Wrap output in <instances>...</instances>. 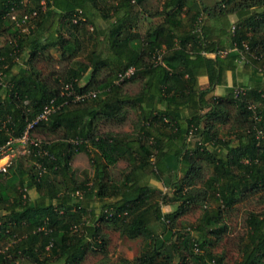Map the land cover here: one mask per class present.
<instances>
[{"label": "trees", "instance_id": "1", "mask_svg": "<svg viewBox=\"0 0 264 264\" xmlns=\"http://www.w3.org/2000/svg\"><path fill=\"white\" fill-rule=\"evenodd\" d=\"M237 61L264 73V0H0V147L55 109L0 173V264H230L236 214L232 264H264V87L215 95ZM110 231L139 255L111 261Z\"/></svg>", "mask_w": 264, "mask_h": 264}, {"label": "rangeland", "instance_id": "2", "mask_svg": "<svg viewBox=\"0 0 264 264\" xmlns=\"http://www.w3.org/2000/svg\"><path fill=\"white\" fill-rule=\"evenodd\" d=\"M214 1V0H212ZM159 0H152V4L156 5L158 4ZM235 19V18H234ZM232 18V20L234 21ZM98 24L103 27L105 26L103 21H100L99 19H96ZM139 88L137 86L132 87L130 90L131 93L138 92ZM133 120H136V116L134 113L130 115L129 121L121 126V127H109V126H101L102 131H113V132H119V133H131L133 132ZM35 138L42 140L43 137L35 135ZM20 150V149H19ZM74 169L77 171L78 175L82 178L83 174L90 173L93 174V170L91 168L90 161L84 153L79 154L76 156L74 163H73ZM126 168V164L124 162L118 163L113 169H112V176L119 179V177L122 176L124 173V169ZM156 186L159 188H162V185L160 183H156V181L153 182ZM32 198L36 196V193L33 191L30 193ZM249 207V206H248ZM171 207H164L165 212L171 211ZM252 209V208H250ZM200 212L199 209L190 212L189 214H186L183 216L180 220V222H194L196 218H198ZM179 222V223H180ZM231 227H232V233L229 236V244L226 245L228 249V261L230 264H232L235 260L238 259V243L240 239L245 235V228H244V221L241 214H236L231 219ZM108 232V231H107ZM110 242L108 246V254L111 261L116 262L120 259H127V260H133L135 259L141 250V241L139 240H129L125 237L120 236L116 232L110 231L108 233ZM225 245L221 246L224 247ZM223 248H219L218 251H221ZM101 256L93 255L92 253L87 256L86 262L84 264H99L101 261Z\"/></svg>", "mask_w": 264, "mask_h": 264}, {"label": "built area", "instance_id": "3", "mask_svg": "<svg viewBox=\"0 0 264 264\" xmlns=\"http://www.w3.org/2000/svg\"><path fill=\"white\" fill-rule=\"evenodd\" d=\"M36 15V13L34 14ZM29 20V16H25L23 22ZM133 74V70H130L126 75L121 76L120 81H123L124 77H130ZM55 112L54 107L45 106L43 111L28 124L23 135L17 139L10 138L7 143L0 147V173H8L10 167L14 164V160L19 155L29 154V146H38L40 140L32 137V131L35 130L36 126L47 121L49 117ZM20 149V150H19Z\"/></svg>", "mask_w": 264, "mask_h": 264}, {"label": "crops", "instance_id": "4", "mask_svg": "<svg viewBox=\"0 0 264 264\" xmlns=\"http://www.w3.org/2000/svg\"><path fill=\"white\" fill-rule=\"evenodd\" d=\"M234 19V17H231ZM233 21V20H232ZM236 19H234L233 22H235ZM231 49H229V52ZM236 69L235 70H227L225 73V83L215 89V95L216 96H223L226 95L228 88L233 87H254L258 86V82L261 81L259 85L264 87V73L260 71L259 74H256V71L253 70V68L249 67L247 68L246 63H243L241 61L236 62ZM199 84L200 86L204 87L208 85V78L206 76L199 77Z\"/></svg>", "mask_w": 264, "mask_h": 264}]
</instances>
